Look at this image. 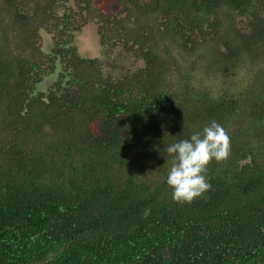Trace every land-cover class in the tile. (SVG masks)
<instances>
[{"label": "trees", "instance_id": "trees-1", "mask_svg": "<svg viewBox=\"0 0 264 264\" xmlns=\"http://www.w3.org/2000/svg\"><path fill=\"white\" fill-rule=\"evenodd\" d=\"M213 120L231 155L176 202L166 148ZM0 264H264V0H0Z\"/></svg>", "mask_w": 264, "mask_h": 264}, {"label": "clouds", "instance_id": "clouds-1", "mask_svg": "<svg viewBox=\"0 0 264 264\" xmlns=\"http://www.w3.org/2000/svg\"><path fill=\"white\" fill-rule=\"evenodd\" d=\"M166 153L172 157L167 184L172 198L179 203H191L210 190L206 173L209 163L226 161L231 155V141L226 129L213 120L189 139H181L167 146Z\"/></svg>", "mask_w": 264, "mask_h": 264}, {"label": "rangeland", "instance_id": "rangeland-1", "mask_svg": "<svg viewBox=\"0 0 264 264\" xmlns=\"http://www.w3.org/2000/svg\"><path fill=\"white\" fill-rule=\"evenodd\" d=\"M97 2H99V0H97ZM96 5H98V3H96ZM119 9L120 7H118V9H114V8L112 9V7H110L106 10V12H108L109 14L116 13L118 12ZM242 30L246 31L244 24L242 26ZM98 31H99V24L96 21L88 22L86 25H83L79 31L75 32V36H76L75 43L77 45L78 51L81 54L93 58L104 59L103 58L104 55L101 56V52L103 51V49L100 45V37ZM166 45H168V47L171 49L173 56L172 61L180 62V64L182 65L181 67L184 71H186V69H188V71H192L194 69L193 75L195 76V82H194L195 84L201 83L203 82L204 79L207 78L206 72L201 67V65H196V63H194L195 62L194 60H196L200 56L201 54L200 51L196 52L195 54H191V56H187L186 54H182L181 52H179L178 49L176 48V45L173 44V42L170 39L166 41ZM160 53H162L161 55H165L167 57V54L163 53L162 49ZM192 65H194V67H191ZM201 69L203 71H200ZM248 75L249 74L244 72L242 74V77H246Z\"/></svg>", "mask_w": 264, "mask_h": 264}]
</instances>
